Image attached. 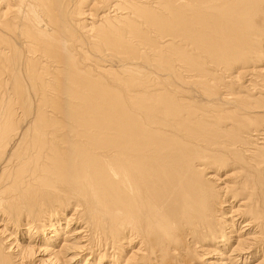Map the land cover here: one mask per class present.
<instances>
[{
    "label": "bare ground",
    "instance_id": "obj_1",
    "mask_svg": "<svg viewBox=\"0 0 264 264\" xmlns=\"http://www.w3.org/2000/svg\"><path fill=\"white\" fill-rule=\"evenodd\" d=\"M0 264H264V0H0Z\"/></svg>",
    "mask_w": 264,
    "mask_h": 264
}]
</instances>
